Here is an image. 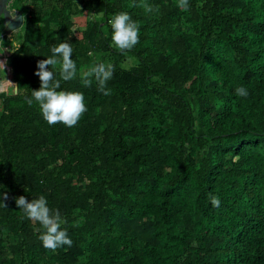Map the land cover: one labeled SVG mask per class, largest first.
<instances>
[{
    "label": "trees",
    "instance_id": "trees-1",
    "mask_svg": "<svg viewBox=\"0 0 264 264\" xmlns=\"http://www.w3.org/2000/svg\"><path fill=\"white\" fill-rule=\"evenodd\" d=\"M20 1L6 60L22 89L0 93V264H264V0ZM121 11L140 30L126 53L111 40ZM62 41L77 76L50 70L88 109L74 127L24 102ZM96 62L115 66L110 96L82 83ZM21 195L60 210L71 247L42 246Z\"/></svg>",
    "mask_w": 264,
    "mask_h": 264
},
{
    "label": "clouds",
    "instance_id": "clouds-1",
    "mask_svg": "<svg viewBox=\"0 0 264 264\" xmlns=\"http://www.w3.org/2000/svg\"><path fill=\"white\" fill-rule=\"evenodd\" d=\"M143 6L146 11H153L152 6L147 4ZM178 6L186 12L190 10L188 0H179ZM156 11L158 12L159 9L157 8ZM13 19H16V17L14 16ZM19 19L23 20L24 17ZM109 23L112 29V43L122 53L131 51L139 43V25L133 21L129 13L124 11L116 13ZM7 27L11 28L12 25L9 23ZM16 30L13 29V32ZM3 45L4 42L0 39V47H3V51H0V56L8 51ZM50 51L51 55L38 61L36 65L38 71L34 74L39 77V89L31 91L30 97L25 96L24 102L29 106H32L35 102L39 106L43 119L49 126L62 123L67 127H74L88 110L84 94L80 91L59 90L60 82L56 80L55 73L50 70L53 66L59 64L62 80L71 81L75 79L77 66L76 62L71 59L73 48L67 41H62L57 45H53ZM88 55L93 56L94 53L89 51ZM7 63V60H0V71L4 74ZM115 70V66L111 62H96L87 71L82 72L80 78L85 87H90L94 80L98 90L103 95L110 96L112 90L107 85L113 78ZM21 89L18 84L7 80L5 75L4 79L0 81V93L7 92L11 95H19ZM235 93L240 97L249 95L247 88L244 86L237 87ZM7 200L8 193H0V206L7 208L5 203ZM15 204L29 220L41 226L43 231H41V228H37L36 231L40 233L38 239L46 250L55 252L62 246H72L73 241L68 235V230L62 227L67 221L62 218L58 208L52 209L48 206V200L44 195H39L37 198L31 199V201L21 195L15 198ZM211 204L213 207H220L221 201L219 197L212 196Z\"/></svg>",
    "mask_w": 264,
    "mask_h": 264
},
{
    "label": "water",
    "instance_id": "water-1",
    "mask_svg": "<svg viewBox=\"0 0 264 264\" xmlns=\"http://www.w3.org/2000/svg\"><path fill=\"white\" fill-rule=\"evenodd\" d=\"M12 1L13 0H0V29L1 32H3L0 33L1 37L4 35H11L14 33L13 29H17L15 32L19 31L23 24V20L19 19L20 17H23L21 11L11 8ZM14 16L16 19H13ZM9 23L12 25L11 28L7 27Z\"/></svg>",
    "mask_w": 264,
    "mask_h": 264
},
{
    "label": "rangeland",
    "instance_id": "rangeland-1",
    "mask_svg": "<svg viewBox=\"0 0 264 264\" xmlns=\"http://www.w3.org/2000/svg\"><path fill=\"white\" fill-rule=\"evenodd\" d=\"M22 1H20V0H13L12 1V3H11V7L12 8H21L22 6ZM15 10H17V9H15ZM19 11H22V9L21 10H19ZM0 31H1V29H0ZM17 33H18V31H17ZM17 33H16V35H17ZM9 40L7 41L8 43H9V41H12L13 43H12V45H9V47L10 46H13V45H15V42H16V36H15V38H8ZM4 42V44L6 43L5 41H3ZM8 47V48H9ZM7 47H6V49L9 51V49H8ZM1 51H3V50H1ZM8 51H6V53H4L2 56H0V60H4V58L6 57V55H7V53H8ZM9 69V68H8ZM4 75H5V78L7 79V80H10L11 81V79H10V73H9V70L7 71V69H5V74L2 72V71H0V81H2L3 79H4Z\"/></svg>",
    "mask_w": 264,
    "mask_h": 264
},
{
    "label": "crops",
    "instance_id": "crops-1",
    "mask_svg": "<svg viewBox=\"0 0 264 264\" xmlns=\"http://www.w3.org/2000/svg\"><path fill=\"white\" fill-rule=\"evenodd\" d=\"M12 8V7H11ZM12 9H14V8H12ZM15 10V9H14ZM22 13V12H21ZM0 33H3V32H1L0 31ZM16 33L17 32H14V33H12L11 35H9V36H7V35H4L2 38L0 37V39H2L3 41H5V42H7L9 39L8 38H15V36H16ZM12 41H9V43L7 42V44L5 43L3 46L6 48H8L9 47V45H12ZM9 49V48H8ZM1 50H3V47H0V51ZM6 53V52H5ZM9 70V69H8ZM7 70V71H8ZM10 79H11V76H10Z\"/></svg>",
    "mask_w": 264,
    "mask_h": 264
},
{
    "label": "built area",
    "instance_id": "built-area-1",
    "mask_svg": "<svg viewBox=\"0 0 264 264\" xmlns=\"http://www.w3.org/2000/svg\"><path fill=\"white\" fill-rule=\"evenodd\" d=\"M0 37H1V36H0ZM2 37H3V36H2ZM2 37H1V38H2ZM4 60H6V57L4 58ZM6 69L8 70V66L6 67Z\"/></svg>",
    "mask_w": 264,
    "mask_h": 264
},
{
    "label": "bare ground",
    "instance_id": "bare-ground-1",
    "mask_svg": "<svg viewBox=\"0 0 264 264\" xmlns=\"http://www.w3.org/2000/svg\"><path fill=\"white\" fill-rule=\"evenodd\" d=\"M9 73H10V69H9Z\"/></svg>",
    "mask_w": 264,
    "mask_h": 264
}]
</instances>
